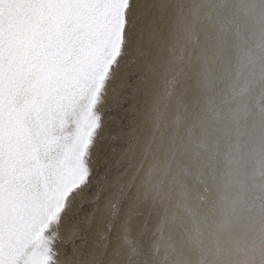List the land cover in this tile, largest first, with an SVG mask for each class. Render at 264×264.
Wrapping results in <instances>:
<instances>
[{"label": "bare ground", "instance_id": "1", "mask_svg": "<svg viewBox=\"0 0 264 264\" xmlns=\"http://www.w3.org/2000/svg\"><path fill=\"white\" fill-rule=\"evenodd\" d=\"M111 99L94 150L108 173L94 214L61 223V252L264 264V0H129Z\"/></svg>", "mask_w": 264, "mask_h": 264}, {"label": "snow or ice", "instance_id": "2", "mask_svg": "<svg viewBox=\"0 0 264 264\" xmlns=\"http://www.w3.org/2000/svg\"><path fill=\"white\" fill-rule=\"evenodd\" d=\"M128 9L129 0H0V264H77L76 247H58L60 225L94 214L108 173L94 150L107 112L119 110L111 89Z\"/></svg>", "mask_w": 264, "mask_h": 264}]
</instances>
